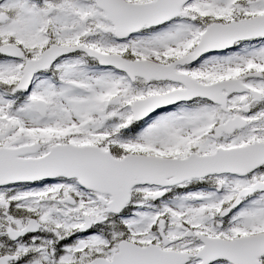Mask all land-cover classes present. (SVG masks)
Wrapping results in <instances>:
<instances>
[{"label":"snow or ice","instance_id":"1","mask_svg":"<svg viewBox=\"0 0 264 264\" xmlns=\"http://www.w3.org/2000/svg\"><path fill=\"white\" fill-rule=\"evenodd\" d=\"M0 264H264V0H0Z\"/></svg>","mask_w":264,"mask_h":264}]
</instances>
